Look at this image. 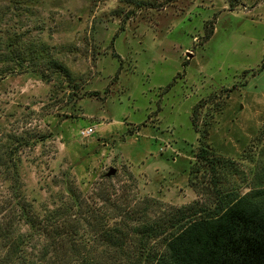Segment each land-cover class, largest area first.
<instances>
[{"label": "rangeland", "instance_id": "1", "mask_svg": "<svg viewBox=\"0 0 264 264\" xmlns=\"http://www.w3.org/2000/svg\"><path fill=\"white\" fill-rule=\"evenodd\" d=\"M244 194L264 206V0H0V264H167Z\"/></svg>", "mask_w": 264, "mask_h": 264}, {"label": "trees", "instance_id": "2", "mask_svg": "<svg viewBox=\"0 0 264 264\" xmlns=\"http://www.w3.org/2000/svg\"><path fill=\"white\" fill-rule=\"evenodd\" d=\"M53 64L70 78L62 64ZM208 153L200 147L195 156L207 161ZM67 193L74 192L68 188ZM73 197L79 207V196ZM166 255L167 264H264V206L244 194L191 217L168 238Z\"/></svg>", "mask_w": 264, "mask_h": 264}, {"label": "built area", "instance_id": "3", "mask_svg": "<svg viewBox=\"0 0 264 264\" xmlns=\"http://www.w3.org/2000/svg\"><path fill=\"white\" fill-rule=\"evenodd\" d=\"M91 132H92L91 127H85V128L80 130V133L82 136H88Z\"/></svg>", "mask_w": 264, "mask_h": 264}, {"label": "water", "instance_id": "4", "mask_svg": "<svg viewBox=\"0 0 264 264\" xmlns=\"http://www.w3.org/2000/svg\"><path fill=\"white\" fill-rule=\"evenodd\" d=\"M115 169L110 168V170L107 172V175H112L114 173Z\"/></svg>", "mask_w": 264, "mask_h": 264}]
</instances>
